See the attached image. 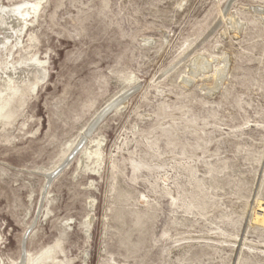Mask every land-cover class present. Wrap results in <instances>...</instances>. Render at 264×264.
<instances>
[{
    "label": "rangeland",
    "instance_id": "1",
    "mask_svg": "<svg viewBox=\"0 0 264 264\" xmlns=\"http://www.w3.org/2000/svg\"><path fill=\"white\" fill-rule=\"evenodd\" d=\"M35 62L1 150L25 264H264V0H51Z\"/></svg>",
    "mask_w": 264,
    "mask_h": 264
},
{
    "label": "water",
    "instance_id": "2",
    "mask_svg": "<svg viewBox=\"0 0 264 264\" xmlns=\"http://www.w3.org/2000/svg\"><path fill=\"white\" fill-rule=\"evenodd\" d=\"M51 0H0V264H25L2 147Z\"/></svg>",
    "mask_w": 264,
    "mask_h": 264
},
{
    "label": "bare ground",
    "instance_id": "3",
    "mask_svg": "<svg viewBox=\"0 0 264 264\" xmlns=\"http://www.w3.org/2000/svg\"><path fill=\"white\" fill-rule=\"evenodd\" d=\"M36 63V62H35ZM40 66H42V65H40L39 63H36V64H33V66H31V67H29V69H28V72H27V75H26V78H25V81H24V84L23 85H29V83H30V86L32 85V89H34L37 85H38V82H43V80L45 79V77H46V72H45V70L42 68V67H40ZM34 73H37V75H36V80L35 81H33V82H30V78L32 77V75L34 74ZM223 73V72H222ZM224 74V73H223ZM33 78V77H32ZM218 78V77H217ZM33 80V79H32ZM29 86V87H30ZM25 87V86H24ZM21 94V93H20ZM19 101L21 100V99H18ZM17 108V107H16ZM81 137V136H80ZM82 141H83V139H82ZM83 143V142H82ZM79 146V145H78ZM88 155L89 156H91V155H95V156H97L98 157V153L97 152H95L94 150H89V152H88ZM99 156H100V154H99ZM60 168V167H59ZM57 170V169H56ZM55 170V171H56ZM55 171H54V173H55ZM58 172V171H57ZM46 174V173H45ZM46 177V176H45ZM47 180V179H46ZM53 249H48V250H46L44 253H41L40 255H38L34 260H33V264H42L43 263V261H45V260H47L49 257H51V255L54 253H52L51 254V251H52ZM46 254V255H45ZM51 254V255H50ZM50 259H52V258H50ZM49 260V259H48ZM32 264V263H31Z\"/></svg>",
    "mask_w": 264,
    "mask_h": 264
}]
</instances>
